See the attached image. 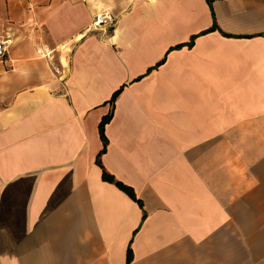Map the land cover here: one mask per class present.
Listing matches in <instances>:
<instances>
[{
    "label": "crops",
    "instance_id": "0c3cea01",
    "mask_svg": "<svg viewBox=\"0 0 264 264\" xmlns=\"http://www.w3.org/2000/svg\"><path fill=\"white\" fill-rule=\"evenodd\" d=\"M3 25L0 264H264V0H7ZM121 86L101 162L143 208L97 162Z\"/></svg>",
    "mask_w": 264,
    "mask_h": 264
},
{
    "label": "trees",
    "instance_id": "16d2710c",
    "mask_svg": "<svg viewBox=\"0 0 264 264\" xmlns=\"http://www.w3.org/2000/svg\"><path fill=\"white\" fill-rule=\"evenodd\" d=\"M213 1L214 0H208V2L211 5H212ZM214 19H215V17H214ZM216 29H218V26H217L216 21H214V26L209 31H214ZM195 38L196 37H193L192 41L190 43H188V44H181V45H178V46H176L174 48H181V47H184L185 45L192 46L194 44ZM161 63H159L158 66ZM124 88H125V86H121L117 91L114 92V94L112 95V97H111V99L109 101V103L112 105V108H111L110 112L106 116H104L102 118V120H101V122L99 124V133H100V137H101V139L103 141V149L101 150V152L98 155L97 162L102 167V171H103L102 172V178H103V180L107 181V182H110V183H114L117 187H119L121 190H123L125 193H127L132 199L137 201L138 204L140 205V207L143 208V202L137 198L134 189L131 186H128V185L124 184L123 182L117 180L110 172H108L106 170V168L104 167V165L101 162V157L107 151V148H108V139H107L106 134H105L106 125L113 118L114 107H115L116 100H117L118 96L122 93ZM132 258H133V253H132V249H131V246H130L129 249H128V254H127V264L131 263Z\"/></svg>",
    "mask_w": 264,
    "mask_h": 264
},
{
    "label": "built area",
    "instance_id": "2783aa9c",
    "mask_svg": "<svg viewBox=\"0 0 264 264\" xmlns=\"http://www.w3.org/2000/svg\"><path fill=\"white\" fill-rule=\"evenodd\" d=\"M103 20L101 17H98L96 24H100ZM8 53V44L7 41L0 39V62H3L6 59Z\"/></svg>",
    "mask_w": 264,
    "mask_h": 264
},
{
    "label": "rangeland",
    "instance_id": "374dc122",
    "mask_svg": "<svg viewBox=\"0 0 264 264\" xmlns=\"http://www.w3.org/2000/svg\"><path fill=\"white\" fill-rule=\"evenodd\" d=\"M6 2H7V0H0V9L2 10V11H4L5 10V8H6ZM2 21V20H1ZM3 24V23H2ZM0 33H4V25L3 26H0Z\"/></svg>",
    "mask_w": 264,
    "mask_h": 264
}]
</instances>
